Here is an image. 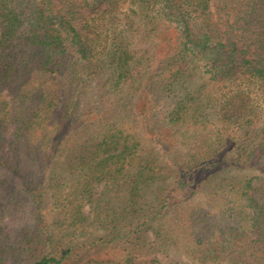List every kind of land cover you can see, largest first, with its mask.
Segmentation results:
<instances>
[{
    "label": "trees",
    "instance_id": "1",
    "mask_svg": "<svg viewBox=\"0 0 264 264\" xmlns=\"http://www.w3.org/2000/svg\"><path fill=\"white\" fill-rule=\"evenodd\" d=\"M263 112L264 0H0V264H264Z\"/></svg>",
    "mask_w": 264,
    "mask_h": 264
},
{
    "label": "rangeland",
    "instance_id": "2",
    "mask_svg": "<svg viewBox=\"0 0 264 264\" xmlns=\"http://www.w3.org/2000/svg\"><path fill=\"white\" fill-rule=\"evenodd\" d=\"M264 123V112L262 114V119L261 122H259L256 126L257 129H259L260 127L263 126ZM257 164H260L261 168L264 169V161H261ZM259 171L258 170H254V169H244L242 167H232L229 168L227 171L223 172L220 175L219 180H227L229 179L230 181H232L233 179H235L236 177H240V176H251L253 174H258ZM19 188L22 187L21 184H18ZM18 188V189H19ZM19 196L17 198L18 202H20L19 204L21 205H17L14 209H12L10 212V214H8L7 218H6V233L12 237V240L16 238V236L21 232V230L29 225H31L32 223H34V216H33V205L32 204H28L25 207V201H27V198L29 199V194L27 192H25L24 189L19 190ZM11 195V194H10ZM9 195V196H10ZM9 196H7V198L9 199ZM22 200V201H21ZM24 201V202H23ZM29 201V200H28ZM48 203V202H45ZM49 205V204H48ZM47 205V206H48ZM228 207V205H227ZM238 211L241 210H246V208H237ZM52 213L48 212L47 216L48 219H50ZM244 216H246V214H244ZM91 255L88 256V258H90ZM150 256L148 254L144 255L141 257V259H148Z\"/></svg>",
    "mask_w": 264,
    "mask_h": 264
}]
</instances>
